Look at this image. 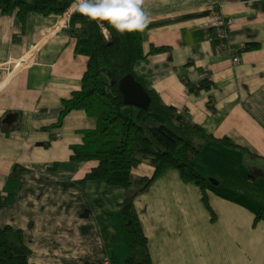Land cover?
Segmentation results:
<instances>
[{
    "label": "crops",
    "instance_id": "0c3cea01",
    "mask_svg": "<svg viewBox=\"0 0 264 264\" xmlns=\"http://www.w3.org/2000/svg\"><path fill=\"white\" fill-rule=\"evenodd\" d=\"M144 8L145 47L161 49L140 70L223 152L209 163L218 172L206 191L170 167L137 193L152 264H264V0H145ZM216 16L236 18L230 39L208 24ZM63 17L0 8V229L20 230L32 264H135L120 214L127 187L81 180L94 160L73 157L98 119L84 108L61 116L89 61ZM137 156L134 174L153 175L154 154ZM231 159L245 189L234 186Z\"/></svg>",
    "mask_w": 264,
    "mask_h": 264
},
{
    "label": "trees",
    "instance_id": "16d2710c",
    "mask_svg": "<svg viewBox=\"0 0 264 264\" xmlns=\"http://www.w3.org/2000/svg\"><path fill=\"white\" fill-rule=\"evenodd\" d=\"M72 3L73 0H0V8L12 10L18 6L19 13L25 17L30 10L65 14ZM69 26L77 34V50L88 54L89 61L82 87L65 101L61 116L74 108H84L98 119L96 127L85 129L84 141L75 145L74 158L94 160L81 180L104 178L127 187L120 211L129 246L127 260L152 264L135 197L156 175L170 167L180 168L184 179L200 183L206 191L209 177L197 167L194 157L200 151V144L216 136L184 110L167 103L151 84L149 74L140 70L142 60L150 52L161 49L151 46L148 52L144 32L120 35L105 23V35L95 22L79 13H73ZM129 72L151 93L148 107L126 102L120 80ZM144 119L157 123L154 145L149 141ZM222 139L229 142L228 138ZM138 151L154 154L157 167L153 175L134 174L133 168L140 163ZM29 253L30 247L20 230L0 229V264H32Z\"/></svg>",
    "mask_w": 264,
    "mask_h": 264
},
{
    "label": "clouds",
    "instance_id": "9594fccd",
    "mask_svg": "<svg viewBox=\"0 0 264 264\" xmlns=\"http://www.w3.org/2000/svg\"><path fill=\"white\" fill-rule=\"evenodd\" d=\"M145 0H73L69 13H79L95 22L107 35L105 23L120 35L144 32L151 22Z\"/></svg>",
    "mask_w": 264,
    "mask_h": 264
},
{
    "label": "rangeland",
    "instance_id": "374dc122",
    "mask_svg": "<svg viewBox=\"0 0 264 264\" xmlns=\"http://www.w3.org/2000/svg\"><path fill=\"white\" fill-rule=\"evenodd\" d=\"M143 123L146 125L148 133H149V141L154 143V129L157 126V123L154 122L153 120H148V119H144ZM182 128L179 129V131L181 133H183V130L181 131ZM196 140H199V138H196ZM212 140H208V141H204L203 144H200V151L197 153V155L195 154L194 157V161L197 164V167L200 168V170L207 175L210 180L211 177H215V175H212L211 172H218V169H216L213 165L209 164L211 159L217 158L218 156H220V153H223L221 150V147L218 146L219 144L215 141ZM229 146V145H228ZM230 147V146H229ZM237 151V150H236ZM225 152V151H224ZM231 152H235V150H229L228 152L226 151V153L230 154ZM232 157V155H231ZM229 167H231L232 171L231 174H239L237 171V166H238V162L231 159L229 160V162H227ZM231 169L226 168L223 172H221L222 176H228V173ZM244 169V166L241 168ZM211 174V175H210ZM237 179L234 182V186H237V188H244L245 189V176L244 175H234ZM233 176V177H234ZM214 181V180H213ZM252 184V182L248 181V185ZM239 196H242L241 193H237ZM244 197V196H243ZM126 234V233H125ZM127 237V236H126Z\"/></svg>",
    "mask_w": 264,
    "mask_h": 264
},
{
    "label": "water",
    "instance_id": "95a60500",
    "mask_svg": "<svg viewBox=\"0 0 264 264\" xmlns=\"http://www.w3.org/2000/svg\"><path fill=\"white\" fill-rule=\"evenodd\" d=\"M120 86L124 92L125 100L128 103L148 107L152 96L145 84L132 72L124 75L120 80ZM213 179V177H211ZM98 264V263H92Z\"/></svg>",
    "mask_w": 264,
    "mask_h": 264
},
{
    "label": "built area",
    "instance_id": "2783aa9c",
    "mask_svg": "<svg viewBox=\"0 0 264 264\" xmlns=\"http://www.w3.org/2000/svg\"><path fill=\"white\" fill-rule=\"evenodd\" d=\"M73 13L66 12L63 17V22L69 24L71 16ZM236 21L235 17H218L212 18L209 20L208 24L215 26L218 35L224 38L230 39L233 36L232 26ZM77 30L80 31V27H77ZM241 56L239 54L234 55V60L239 61ZM26 59H23L22 62H25Z\"/></svg>",
    "mask_w": 264,
    "mask_h": 264
}]
</instances>
